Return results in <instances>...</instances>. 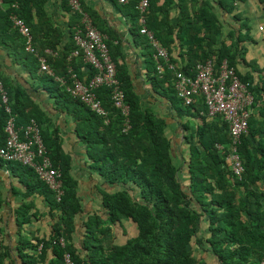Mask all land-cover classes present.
Segmentation results:
<instances>
[{"label": "trees", "instance_id": "trees-1", "mask_svg": "<svg viewBox=\"0 0 264 264\" xmlns=\"http://www.w3.org/2000/svg\"><path fill=\"white\" fill-rule=\"evenodd\" d=\"M3 1L8 8L0 6V48L36 83L32 86L49 100L52 116L28 95L26 88L14 87L0 74L11 108V113H7L0 96V143L5 145V128L11 117L18 129L27 128L34 120L40 127L52 165L61 173L63 194L58 196L33 168L0 159V164L22 184L25 198L31 199L14 211L18 229L15 247L4 244L1 239L4 230L0 226V264H64L65 252L71 255L74 264H261L264 69L247 65L259 74L255 82L251 73L243 74L237 65L239 44L254 40L249 35L239 37L231 46L220 45L214 55L215 39L207 35L208 41L199 46L194 65L174 71L164 65L163 73L159 74L152 46L141 35L137 36L138 45L144 49L152 87L149 98L158 96L168 101L178 119L182 136L175 141L174 135L169 134L168 120L148 107L150 101L137 92L120 46L107 43L130 108L128 123L113 106L108 88L97 91L110 113L106 123L104 117L73 98L67 87L56 80L58 77L70 86V70L86 82L96 74L84 64L81 55L71 57L77 50L74 29L81 25L82 16L71 10L69 0L62 3L64 10L74 15L67 33L46 14L47 0ZM260 2L264 4V0ZM82 9L89 14L83 6ZM13 14L31 28L36 55L26 52V41L11 21ZM35 18L38 21L34 22ZM204 22L210 28L215 26L214 22L218 24L213 15ZM242 27L247 29L248 25ZM216 29L220 31V26ZM66 34L68 41H64ZM160 42L171 57L169 46L161 39ZM38 57L47 59L56 78L41 71ZM208 60L217 69L227 60L255 94L248 130L238 150L244 167L241 178L236 177L227 156L217 148L231 145L229 125L221 116H210L202 97L197 96L195 104L187 105L175 89L176 71L195 77L197 65ZM171 65L175 66L172 60ZM53 116L63 119L66 129L74 125L69 133L76 137L83 154V159L78 154L80 159L75 160L78 166H84L78 167V176L74 158L65 150L61 125L53 122ZM127 126L130 128L124 132ZM80 174L94 187L93 190L87 187L85 199ZM34 198L44 200L45 213ZM2 205L0 198V212ZM39 222H47V227L41 228L42 234L38 230L36 235L28 236L27 227Z\"/></svg>", "mask_w": 264, "mask_h": 264}, {"label": "crops", "instance_id": "crops-1", "mask_svg": "<svg viewBox=\"0 0 264 264\" xmlns=\"http://www.w3.org/2000/svg\"><path fill=\"white\" fill-rule=\"evenodd\" d=\"M81 2L82 6L89 12L94 26L107 36L108 42L113 47L120 46L122 48L137 92L141 94L142 98L150 101L148 107H151L168 120L169 134L174 135L175 141L180 140L182 135L178 128L179 122L175 116L176 114L171 111L168 101L158 96L149 98L152 93V87L148 80L147 65L143 55L144 49L138 45L139 37L137 36L141 34L136 3L131 2L123 5L119 0H81ZM62 3L63 0H47L44 7L46 14L67 33L70 22H74V15L64 10ZM234 3V0H151L147 14V24L158 40L160 41L161 39L171 49L170 58H172L171 60L175 65L174 69H171L172 71L195 64L198 60L199 52L197 51L200 48L199 46L202 43L205 44V40L208 41L207 35H211L215 39L212 49L214 55L223 43L231 46L238 41L239 37H244L245 35L247 37L249 35L254 42L246 41L239 44L240 52L237 58V65L243 74L251 73L255 82L258 81L259 74L252 72L250 66L248 67L247 65L249 63L255 64L257 65L256 69H264V4L260 0H242L237 4ZM132 4H134L135 10H133ZM0 6L3 9L8 8V5L3 0L0 2ZM13 7L17 8V5L13 4ZM133 15H136V19ZM210 15L215 16L218 20V24L214 22L215 26L213 25L211 28L208 22H204ZM33 21L36 22L38 20L35 18ZM243 25H248L247 29L242 27ZM217 26H220V31H217ZM207 27L209 30H207ZM257 33H262L263 35L260 36ZM142 37L145 38L144 36ZM68 40L69 37L66 34L64 41ZM205 50L209 51L207 48ZM0 74L4 80L11 83L14 87L21 86L26 88L28 95L39 103L42 109L49 111L52 116V107L49 100L35 90L32 85L35 84L36 86V83H34L29 74L22 67L15 64L7 51L1 48ZM52 120L55 124L61 125L65 150L73 156L74 171L77 173L78 169H82L84 166L82 164V166H78L77 160H75L82 158L83 154L82 149L76 143V137L73 133H69L74 125L71 124L66 129L65 121L60 117L53 116ZM78 174L79 172L77 176ZM80 175L82 177V174ZM82 179L84 185H82V191L87 187L93 190L94 187L89 180L86 177H82ZM23 192L22 184L19 183L14 173L11 170H6L0 164V198L3 202L0 212V226L4 230V237L1 239L5 245H9L12 248L18 242V229L14 211L17 207L31 201V199L25 198ZM33 200L42 209V213L47 211L42 198H34ZM46 224L47 222L30 224L26 229L27 235L32 237L36 235L38 230L41 235L44 231L41 228L42 226L47 227Z\"/></svg>", "mask_w": 264, "mask_h": 264}, {"label": "built area", "instance_id": "built-area-1", "mask_svg": "<svg viewBox=\"0 0 264 264\" xmlns=\"http://www.w3.org/2000/svg\"><path fill=\"white\" fill-rule=\"evenodd\" d=\"M240 1L242 0H234V4ZM119 2L123 5L131 2L136 3L140 34L148 40L154 50V58L158 65L157 72L162 74L164 65L174 69L167 49L161 45L155 33L148 27L147 14L150 8V0H119ZM69 5L74 13L82 16L81 25L74 29V41L77 50L71 57L81 55L84 64L92 67L96 74L86 82L70 70L72 84L67 86L66 81L56 78L47 59L38 57L41 71L56 78L67 87V91L73 98L79 99L97 115L104 117L106 123L109 122L110 113L98 98L97 91L103 87L108 88L113 106L127 120L130 108L126 104L125 94L117 77V67L107 44V36L94 26L89 14L82 9L80 0H69ZM11 20L26 41V52L36 55L37 50L34 46L31 28L18 15L13 14ZM47 53H52V51L47 50ZM216 69L215 63L208 60L197 65L195 77L176 71L175 89L178 97L187 105L195 104L197 96L202 97L210 116H221L229 125V132L232 136L231 145L228 148L218 145L217 148L227 156L236 177L241 178L244 167L238 150L241 138L248 130L249 119L253 113L256 100L255 94L249 89V85L240 80L236 70L229 65L227 60H224ZM0 96L6 112L11 113L9 95L1 81ZM128 128L130 127L127 126L124 132ZM5 133L7 134L5 145L2 146L0 143V159L6 162H18L33 168L40 179L58 196H61L63 194L61 173L52 165L37 123L31 120L27 128L18 129L15 118L11 117L7 122ZM60 246L65 248L63 240L60 241ZM63 261L64 264H74L68 252H65ZM261 264H264V261Z\"/></svg>", "mask_w": 264, "mask_h": 264}, {"label": "rangeland", "instance_id": "rangeland-1", "mask_svg": "<svg viewBox=\"0 0 264 264\" xmlns=\"http://www.w3.org/2000/svg\"><path fill=\"white\" fill-rule=\"evenodd\" d=\"M258 35H260V36H262L263 34L262 33H257ZM181 174H182V172H181ZM84 186V185H83ZM87 189V188H86ZM86 189L84 188V190H83V194H82V196H83V198L85 199L86 197H87V193H86ZM97 192V191H96ZM84 201L85 200H83V203H84Z\"/></svg>", "mask_w": 264, "mask_h": 264}]
</instances>
